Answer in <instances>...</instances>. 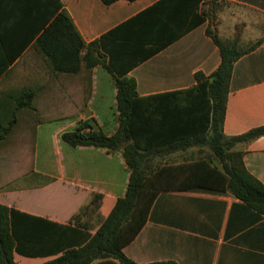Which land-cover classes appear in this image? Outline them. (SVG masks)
Here are the masks:
<instances>
[{
	"label": "crops",
	"instance_id": "1",
	"mask_svg": "<svg viewBox=\"0 0 264 264\" xmlns=\"http://www.w3.org/2000/svg\"><path fill=\"white\" fill-rule=\"evenodd\" d=\"M209 1L213 0L200 1L196 8L199 16L204 17L206 8L209 12ZM214 1L225 2L251 16L235 17L231 11H215L214 6L216 26H210L208 15L204 24L189 29L186 13L191 9V0H120L110 6L101 0H61L87 44L99 41L160 3L159 9L125 30L143 28L144 37L153 36L158 41L157 31L159 36L163 32L164 36L172 35L185 26L175 40L138 63L140 55H127L132 53L133 42L110 41L107 45L108 54L103 52V60L108 65H117L120 71L127 64H135L128 76L136 80L140 97L188 90L196 85L197 73L212 75L221 64V55L207 34L208 29L224 42L238 37L240 44L252 45L264 39V0ZM1 11L7 12L4 8ZM2 17L0 27L4 29L10 23ZM249 30L253 38L246 40L243 35ZM255 31L259 32L255 34ZM1 34L0 69L5 63L3 46L12 54L27 40L22 32L9 28ZM16 39L19 45L13 46ZM157 43L148 42L141 50L148 53ZM28 53L29 46L8 68L10 73L0 76V91L7 94L31 84L46 87L40 91L37 101L53 120L36 128L32 174L22 177L0 173V203L36 219L45 243L43 249L49 252L35 258L16 253L15 262L45 264L63 254L55 251L81 247L97 233L118 200L125 197L131 170L122 152L71 147L62 140L63 134L77 130L83 123L93 127L86 132L100 130L108 136L116 133L119 127L117 88L110 71L98 65L89 74L47 79L45 64L26 59ZM121 58L127 61L118 63ZM34 70L35 74L30 73ZM260 127H264V44L234 65L223 131L227 137H238ZM198 150L192 148L173 154L174 160L179 161L167 165L190 163L197 159L194 152ZM234 150L244 153L247 171L264 185V136L249 143H238ZM39 176L52 182L41 185ZM97 195L102 196L99 207L74 220ZM123 251L137 264H264V215L229 193L200 189L164 191L155 200L142 231Z\"/></svg>",
	"mask_w": 264,
	"mask_h": 264
},
{
	"label": "trees",
	"instance_id": "2",
	"mask_svg": "<svg viewBox=\"0 0 264 264\" xmlns=\"http://www.w3.org/2000/svg\"><path fill=\"white\" fill-rule=\"evenodd\" d=\"M101 1L110 6L120 0ZM200 1L190 2L191 9L186 13L189 29L204 24L208 17L207 13H204V17L196 13ZM159 5L161 7L160 3L134 21L104 35L99 41L87 44L61 0H0V16L10 23L4 29L0 27V37L1 32L8 28L27 37L26 42L12 54L3 46L5 63L0 69V76L8 74V68L28 46L29 53L25 58L32 59L35 64L37 60L43 62L47 67V79L89 74L96 66L103 65L113 75L117 88L119 127L116 133L108 136L100 130L86 132L87 128L93 127L83 123L77 130L63 134L62 140L71 147H97L112 153L122 152L131 170L125 197L118 200L97 233L81 247L55 251L63 254L45 264H93L96 261H99L97 264H137L123 250L142 231L155 200L164 191L200 189L229 193L264 215V185L247 171L244 153L234 150L238 143H249L264 136V127L238 137H227L223 131L234 65L262 46L264 39L243 48L238 37L224 42L208 29V36L220 50L219 68L210 76L197 73V83L191 89L140 97L136 80L128 76L135 64H127L119 71L117 65L112 67L103 60V52L109 49L107 45L111 44L110 41L133 42L132 53L127 55H140L138 63L175 40L184 32L185 26L172 35L164 36L163 32L159 36L160 31H157L158 41H154L153 36L151 39L144 37L143 28L132 32L125 30L131 23L151 15L159 9ZM2 8L7 12H2ZM13 42V46L19 45V39ZM148 42H158L157 47L143 53L141 46ZM120 60L117 62L127 61L124 58ZM35 72L30 71L32 74ZM45 89L31 84L24 88L17 87L7 94L0 91V173L21 174L22 177L32 174V166L25 171L23 168L28 166L29 156L35 154L36 128L53 120L47 117V112L42 111L41 103L37 101L40 91ZM86 105L87 101L84 103ZM192 148L199 150L197 159L190 163L153 169L152 164L156 159ZM206 149L209 153L200 156ZM39 181L41 185H46L52 179L39 176ZM101 199L102 196L97 195L92 204L74 220L90 209L96 210ZM44 244L36 219L0 203V264H18L14 260L16 253L32 258L43 256L49 253L43 249Z\"/></svg>",
	"mask_w": 264,
	"mask_h": 264
},
{
	"label": "rangeland",
	"instance_id": "3",
	"mask_svg": "<svg viewBox=\"0 0 264 264\" xmlns=\"http://www.w3.org/2000/svg\"><path fill=\"white\" fill-rule=\"evenodd\" d=\"M209 4H210V9H209V12H208V9L206 8L204 10L205 13H207L209 15V18H210V26L213 28V26H216V23H217V17L215 16V13L213 12L212 13V7L215 6V8H217L215 11H224L225 13H228V11H231V13H233V15L235 17L239 16L240 18H242V16H245V15H248V16H251L249 13L245 12V11H242V10H238L234 7H231L230 5L226 4L225 2L223 3H220V2H216V1H209ZM262 31L264 32V23H263V27H262ZM259 31H255L254 33H258ZM243 37H245V39H251L253 38V35L250 36V30L248 32H246L245 35H243ZM241 46L243 48H247L249 47L250 45L248 44H241ZM204 154L200 155V156H205V154H208L209 153V150L206 149L205 151H203ZM197 154V151L194 152V155ZM198 155V154H197ZM175 158L174 157H167V158H164V159H156L154 162H153V169H155L157 166H164V165H167L168 163H170L171 161L172 162H177L179 160H174ZM34 161V154L30 155L29 156V159L27 161L28 163V166L23 168V171L25 170H28L29 168H31L32 166V163Z\"/></svg>",
	"mask_w": 264,
	"mask_h": 264
}]
</instances>
